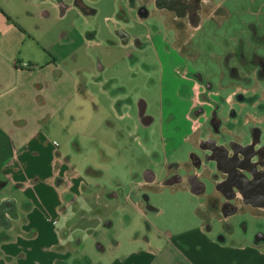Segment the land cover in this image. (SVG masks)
<instances>
[{"label": "rangeland", "instance_id": "obj_1", "mask_svg": "<svg viewBox=\"0 0 264 264\" xmlns=\"http://www.w3.org/2000/svg\"><path fill=\"white\" fill-rule=\"evenodd\" d=\"M50 1L60 4V0ZM62 1L69 5L74 4L75 0ZM146 1L86 0L84 7L87 11L92 10V13L86 16L83 24L76 25L77 30L71 31L62 30L66 28L65 23L57 19L58 13L69 12L68 8L50 7L51 20L44 22L47 32L39 31L36 40H33L39 45H33L31 49L26 45L23 49L25 55L30 51L29 55L32 56L28 61L35 65L57 61L70 67L86 66L87 75L98 81L89 85L90 91L98 93V97L95 94L87 96L86 100L75 103L74 107L85 112L92 124L91 129L100 138L109 140L110 135L102 129L105 128L103 117L108 115L109 101L105 94L100 93L103 84L99 81H108L105 87L115 85L114 91L125 90L134 99L146 97L151 111L158 117L152 131L138 129L135 124L127 141L115 143L114 140L106 142V145L100 144L103 147L100 151L98 142L79 137L86 152L72 151L73 165L81 167L91 163L102 169L104 175L88 178L91 191L81 195L76 209L69 212L71 234L82 232L85 243L83 250L71 254L67 261L69 264H87L85 258H90L92 264H102L124 255L99 253L98 243L109 247V252L117 251L111 242L115 237L112 230H116L122 252L138 250L137 245L157 250L171 237L204 225L210 238L225 236L231 241H239L245 234V219L248 220L249 231L264 233V227L260 230L264 215L259 217L249 212H236L223 220L220 212L209 209L206 196L164 184L168 165H181L195 149L190 140L184 139L190 122L184 119L186 101L180 100L182 95L188 99L194 95L188 74L200 73L205 82L212 83L209 97L221 104V117H231L233 110L239 114L251 112L260 117V123L264 125V80L239 81L237 76L228 74L229 65L237 68L241 75L246 74V69L230 55L241 45L248 55L252 51L264 53V46L258 47L255 43L252 29L253 26L258 34L264 35V1L216 0V4L221 5L219 10L214 11L213 16L205 15L198 28H193L194 25L190 27L184 21L164 18L153 5L147 6L150 15L141 18L139 10L146 5ZM35 10L40 11V8ZM69 14L72 16L74 12L70 11ZM23 22L26 23L25 19ZM33 24L34 21H28L29 26ZM120 31L128 34L127 42H123L126 37H122ZM240 92L244 100L235 97ZM254 103L262 105L261 108L257 105L255 109ZM98 110L101 113L96 115L95 111ZM171 114H174V118ZM169 123L172 124L169 126ZM174 123L179 125V131H174ZM73 128L75 123L71 120L55 133L60 139L54 140V143L60 144L59 153L62 155L65 152L62 135L66 136V132ZM163 137H172L176 141L174 150L165 148ZM95 146L97 149L93 150ZM69 148L72 149L71 145ZM155 151L161 157H155ZM60 163L58 161L53 165L59 168ZM148 169L155 173L157 182L147 186L138 185L139 181L144 180ZM178 172H183L182 167ZM115 176L122 180V185L113 183ZM65 183L67 185V181ZM210 188L212 190V185ZM113 192L117 193V198L111 197L110 193ZM146 197L149 198L148 202ZM147 204L161 211L146 210ZM123 208L134 218L135 226L132 229L127 230ZM139 209H144L145 213L139 212ZM110 220L114 221L115 226L104 227ZM132 237L140 241L132 244ZM145 238H150V245H146ZM37 256L46 263V254H31L30 259Z\"/></svg>", "mask_w": 264, "mask_h": 264}, {"label": "crops", "instance_id": "obj_2", "mask_svg": "<svg viewBox=\"0 0 264 264\" xmlns=\"http://www.w3.org/2000/svg\"><path fill=\"white\" fill-rule=\"evenodd\" d=\"M84 1L86 0H75L74 4L65 5L62 0L59 1L60 4L50 0H0V216L4 220V223L0 222V264H69L67 261L71 254L85 248L84 234L77 232L73 235L70 232L69 212L76 209L77 200L81 195L91 191L88 178L93 175L99 177L96 175L98 170L104 175L102 169L94 167L91 163L81 167L73 165L71 152H86V147L79 137L98 142L100 151L103 149L100 144L106 145V142L114 140L115 143L127 141L132 126L137 125L138 129L152 131L158 123V117L151 111L146 97L139 96L134 99L125 90L114 91L115 85L105 87L104 84L108 81H99L103 84L100 93L105 94L109 101L108 115L103 117L105 128L101 127L110 135L109 140L100 138L91 129L92 124L85 112L74 107L75 103L86 100L87 96L95 94L96 98L98 97V93L90 91L89 86L92 83L97 84L98 81L87 75L86 66L70 67L57 61L35 65L28 61L32 56L29 55L30 51L28 50V55L23 53L26 45L30 49L33 45H39L33 42L39 31L47 32L44 22L51 20L50 7L58 9L63 6L67 7L69 12L73 11L72 16L67 11L58 13L57 19L65 23L66 28L63 27L62 30H77L76 25L83 24L86 16L92 13V10L85 9ZM216 3V0H212L211 6L205 7L203 13L212 14L219 10L221 5ZM150 5L166 19L178 18L175 9L158 4V0H147V11V6ZM38 8L40 11L35 10ZM139 14L141 18H145L150 12L148 15H142L139 10ZM24 19L26 23L23 22ZM29 20L34 21L32 26L28 25ZM40 23L42 25L38 27ZM200 24L190 27L198 28ZM177 33L182 35L181 32ZM119 34L126 37L123 42H127L128 34L124 31ZM24 62L29 66L19 67V64ZM139 100H143L144 104L141 113L137 106ZM180 100L186 101L183 109L184 119L190 122L184 139L190 140L193 147L198 149L201 139L205 136L202 134L203 129L197 128L199 122L191 115L193 101L183 95ZM99 113L101 111H95L96 115ZM57 116L59 119L55 120ZM171 116L174 118V114ZM71 120L75 123V128L69 133L66 132V136L62 135L65 148L62 155L59 153L60 144L54 143V140L60 139L55 133ZM170 124L172 123H169V126ZM254 126L260 127L264 132V125L255 123ZM173 128L174 131L180 129L175 123ZM239 129L242 130L243 127ZM245 134L246 132L243 133ZM172 139L163 137L162 142L165 148L170 147L169 151L175 147L176 141ZM70 145L72 149L69 148ZM92 149L97 148L95 146ZM154 154L155 157H161L158 151ZM58 161L61 162L60 167L56 168L53 164ZM39 162L44 164L38 165ZM212 166L213 169L217 168L216 160H213ZM88 167L93 168L96 174H88ZM263 171L264 167L259 166L257 172ZM156 180L155 173L148 169L144 180L139 181L138 185H151L156 183ZM113 183L123 184L117 176L113 178ZM169 186L191 192L185 184ZM110 195L112 198L118 196L116 192ZM128 198L129 194L126 201ZM146 199L148 202L149 198ZM146 210L161 211L150 204H147ZM214 211L220 212L223 220L236 212H249L261 217L264 215V201H245L238 211L230 207ZM139 212L145 213L144 209H139ZM122 213L126 219L127 230L134 228L135 221L128 210L123 208ZM114 226L113 220L104 224V227ZM204 226L171 237L157 250L137 245L138 250L126 252L119 250L121 241L116 237V230H112L115 237L111 242L117 251L109 252V247L102 243H98L97 248L102 254H124L102 264H264V233L249 231L247 219L244 222L245 234L239 241H231L225 236L210 238ZM206 226L208 227V224ZM139 241V238H131L132 244ZM144 242L150 245L151 240L145 238ZM31 254H46V263L38 256L30 259ZM85 261L92 264L90 258H85Z\"/></svg>", "mask_w": 264, "mask_h": 264}, {"label": "flooded vegetation", "instance_id": "obj_3", "mask_svg": "<svg viewBox=\"0 0 264 264\" xmlns=\"http://www.w3.org/2000/svg\"><path fill=\"white\" fill-rule=\"evenodd\" d=\"M211 2L212 0H158V4L175 9L178 18L173 20L184 21L189 25L200 24L207 14L213 16L211 13H203L205 7L211 6ZM140 13L148 15L146 5L140 8ZM252 29L255 43L258 47L264 46V35L258 34L253 26ZM230 55L246 69V74L242 76L237 68L229 65V75L237 76L239 81L264 80V53L252 51L248 55L241 45ZM188 77L192 80L190 88L194 94L191 97V115L199 122L197 128L203 129L205 138L201 139L198 149L190 154L187 161L181 165H168L169 173L164 184H185L191 192L206 196L207 206L212 210L230 207L238 211L245 201L263 203L264 171L258 173L257 170L259 166L264 167V132L260 127L254 126L262 119L251 112L239 114L234 110L231 117H221V104L209 97L212 83L205 82L200 73H190ZM235 97L244 100L241 92ZM142 101H137L140 113L143 112ZM257 105L259 104L254 103L253 107L256 109ZM240 127L243 129H239ZM245 132L247 135H243ZM213 160L217 162L216 169H213ZM181 167L182 173L178 172ZM0 222L4 223L2 216Z\"/></svg>", "mask_w": 264, "mask_h": 264}, {"label": "trees", "instance_id": "obj_4", "mask_svg": "<svg viewBox=\"0 0 264 264\" xmlns=\"http://www.w3.org/2000/svg\"><path fill=\"white\" fill-rule=\"evenodd\" d=\"M97 172H98V174H96V172H95V171L93 170V168H91V167H88V168H87V173H88V174H93V173H94V174H96V175L102 176V171L98 170ZM260 229H262V227H261Z\"/></svg>", "mask_w": 264, "mask_h": 264}, {"label": "built area", "instance_id": "obj_5", "mask_svg": "<svg viewBox=\"0 0 264 264\" xmlns=\"http://www.w3.org/2000/svg\"><path fill=\"white\" fill-rule=\"evenodd\" d=\"M22 66L24 67V66H29V65H28V63L24 62V63H22V65L19 64V67H22Z\"/></svg>", "mask_w": 264, "mask_h": 264}]
</instances>
